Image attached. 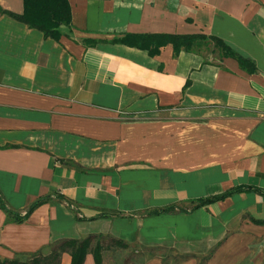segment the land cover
<instances>
[{
  "label": "crops",
  "instance_id": "obj_1",
  "mask_svg": "<svg viewBox=\"0 0 264 264\" xmlns=\"http://www.w3.org/2000/svg\"><path fill=\"white\" fill-rule=\"evenodd\" d=\"M68 2L58 41L0 13V198L45 200L23 221L0 206V259L101 235L102 264H264V0ZM153 33L215 37L253 70L211 39L112 40Z\"/></svg>",
  "mask_w": 264,
  "mask_h": 264
},
{
  "label": "trees",
  "instance_id": "obj_2",
  "mask_svg": "<svg viewBox=\"0 0 264 264\" xmlns=\"http://www.w3.org/2000/svg\"><path fill=\"white\" fill-rule=\"evenodd\" d=\"M0 13H7L16 20L25 23L31 28H36L43 33L45 38H51L58 41L65 34L62 32L61 27H71V8L68 0H23V10L21 13H14L10 11H2ZM211 39L221 49L223 55L231 56L235 58L239 64L243 67H247L249 70H253L252 63L239 53L231 49L224 44L221 40L215 37H207L202 34H127L122 38L112 39L114 42L130 43L140 47L154 46V49L170 43L173 45L174 55H176L181 49H191L195 41ZM94 40L90 41L93 43ZM149 48L151 54L154 52ZM232 193L231 191L223 192L220 194L212 195L204 199L198 200L197 205L208 204L223 199L227 195ZM44 198L37 199L33 202L23 214H18L9 210L1 201L0 206L16 221L25 220L28 215L40 204L44 202ZM173 210L172 206L164 207L157 210H152L149 213H161L169 212ZM256 222L264 223V220H255ZM101 235H90L81 239H67L50 244L48 252H35L30 254L24 261L18 259H0V264H59L60 256L62 252L67 251L70 254V264H82L85 255L91 252L94 258L95 264H102L101 250L103 245L100 242ZM95 239L96 243L92 247L91 243ZM113 247H125V244L119 240H112Z\"/></svg>",
  "mask_w": 264,
  "mask_h": 264
},
{
  "label": "rangeland",
  "instance_id": "obj_3",
  "mask_svg": "<svg viewBox=\"0 0 264 264\" xmlns=\"http://www.w3.org/2000/svg\"><path fill=\"white\" fill-rule=\"evenodd\" d=\"M135 251H136V250H134V249H130V252H128L127 254H125V253H121V254H119V255L117 256V259H119L121 263L118 262L117 264H123L122 261H124V260H125V261H126V260L129 261L130 256L136 254ZM138 255H139V254H138ZM113 257H114V256H113ZM108 264H112V263L108 262Z\"/></svg>",
  "mask_w": 264,
  "mask_h": 264
}]
</instances>
